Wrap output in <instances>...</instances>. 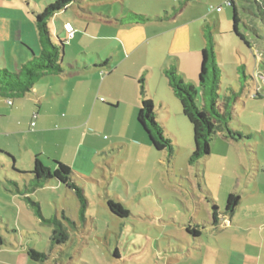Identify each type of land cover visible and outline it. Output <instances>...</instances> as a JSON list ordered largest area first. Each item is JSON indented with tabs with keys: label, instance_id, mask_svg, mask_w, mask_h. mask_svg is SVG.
I'll return each instance as SVG.
<instances>
[{
	"label": "rangeland",
	"instance_id": "rangeland-1",
	"mask_svg": "<svg viewBox=\"0 0 264 264\" xmlns=\"http://www.w3.org/2000/svg\"><path fill=\"white\" fill-rule=\"evenodd\" d=\"M55 1L0 0V18L10 19L14 26L11 39L0 43L1 69L5 68V51L6 58L11 61V52L24 51L23 44L40 54L42 46L34 13L43 11ZM236 1L241 8L244 1ZM218 7L222 10L217 11ZM130 11L152 17L162 16V19L140 24L121 20ZM60 18L70 19L77 29L76 38L68 40L61 20L56 17L49 20L50 27L66 41L67 60H74L77 53L85 51L89 53L85 60L93 65L100 61L91 56L92 52H99L103 59H109L112 56L117 58L118 51L122 58L127 57L130 51H150L145 62L153 68L154 74H150L148 81V74L152 72L148 69L146 87L149 97L155 102V118L173 143L172 151L156 150L138 120L130 126L127 119L114 116L105 120L94 117L90 126L80 129L81 135L84 131L88 139L94 138L96 144L105 146L93 175L74 176L88 199L85 212L88 221L84 222L81 217L80 202L72 190H63L61 194L49 187V190L44 188L42 191V196L50 202L57 198L67 208V216L77 223L71 229L72 240L61 247L64 252L59 253L61 262L197 264L200 259L213 258L214 245L218 248L220 241L225 248L224 242L229 239L227 235L216 237L219 239L212 237L209 239L213 242L212 247H208L209 240L204 234L207 249L201 255L200 246L197 247L199 243L196 244V238L187 231V227L194 226V221L201 224L213 221L212 200L224 214L230 193L242 198L238 210L241 215L249 205L255 208L253 204L259 203L257 200L246 201V193L255 190L253 177L260 172L255 167L258 165L255 153L259 159H264V145L260 148L256 145V137L261 140L260 133H264V40L258 38L253 30H244L254 42L250 48L233 33V7L227 0H80L74 2L68 11L60 12ZM254 19L251 16L248 21L256 23L264 36L263 20L254 22ZM206 26L212 30L218 62L222 65L221 97H237L231 124L241 137L219 134L210 142L209 156L192 165L193 128L184 116L172 87L165 81L160 82V66L164 63L168 64L167 67L175 65L185 80L198 86V77L194 78L189 69L196 55L200 59L196 51L206 44ZM53 40L59 43L55 35ZM79 56L80 63L85 64L83 57ZM257 58L260 65L256 71ZM23 63H27V59ZM18 69L10 67L11 71ZM255 93L263 96L255 98ZM51 105L44 107L49 109ZM29 119L25 114L19 124L15 120L17 129L28 128ZM33 119L36 121L35 117ZM4 120L0 114V123ZM132 127L138 128L136 134ZM138 139H143L145 146H141ZM71 145H75L74 141ZM6 153L0 155L10 160ZM41 160L47 166H53L55 159L49 160L44 156ZM4 169L0 163V205L6 206L0 210V237L16 243L19 239L23 244L45 252L49 238L46 232L52 230V226L26 207L20 214L16 202L8 197L11 194L5 187L8 181ZM34 198V202L40 200L35 194ZM109 200L122 203L130 214L120 217L112 213L108 207ZM42 205L46 218H62L61 210L59 215L56 213L57 203L48 205L43 201ZM18 218H21V223ZM220 222L223 229L231 225L229 219H221ZM203 228L200 230L204 231Z\"/></svg>",
	"mask_w": 264,
	"mask_h": 264
},
{
	"label": "crops",
	"instance_id": "crops-1",
	"mask_svg": "<svg viewBox=\"0 0 264 264\" xmlns=\"http://www.w3.org/2000/svg\"><path fill=\"white\" fill-rule=\"evenodd\" d=\"M68 9L65 11H68ZM55 17L60 19L62 23L71 22L70 19L62 20L60 13ZM13 27V22L10 19L0 18V43L11 39L12 33H14ZM52 31L55 36L64 39L61 37V34L53 29ZM64 33L66 34L65 31ZM76 34L72 39L76 38ZM22 49L24 51L11 52L13 55L11 57L12 64L6 58L5 51L3 60L6 68L10 69L13 66L14 69H18L33 54L38 55L29 45L23 44ZM201 50L196 51L200 59L196 55L192 62V67L189 69V73L194 75V78L198 77V80L201 65ZM148 52L150 51H130L127 57L123 56L122 58L118 51L117 58L112 56L109 59H103L99 52H92L91 56L100 62H95L91 65L85 60L89 56V53L85 51H82L80 54L77 53L74 60H67L65 45L63 57L65 71L63 73L45 75L35 84L32 90L22 96L8 98L0 95V114L3 119L5 118L4 123H0V142L2 143L0 149L5 150L14 157V162H12L11 159H4L0 155V163L1 167L5 168V178L8 181L6 184H9L5 186L11 194L8 197L16 202L20 214L23 213L24 207L33 211L35 215L37 214L35 208L27 198L30 196L32 200H35V194L41 200H38V203L40 204L43 216V201L48 203V205H51V202L57 203L58 210L56 213L59 215L58 211L61 210V215L67 216V208L63 207L57 198L51 199L50 202L46 196H42V191L44 188H48L47 190H49V187H53L62 194L63 190L67 192V190H70L69 188L62 184L50 183L35 190L31 185V177H23L16 173L13 170V166L19 171H30L34 168L36 156L40 155V158L46 156L49 160L55 159L71 165L76 169L74 170V174L76 175H93L99 167V161H101L99 157L105 152V146L96 144L94 138L88 139L84 131L81 135L80 129L90 126L94 117L101 120L108 119L110 116H114L117 119H127L130 121V126L136 122L135 120H137L142 104L139 78L142 75L145 76L151 70L152 72L147 77L149 81L150 74H154L153 68L151 69V66L148 67L147 62H145ZM79 55L83 57L85 64L80 63L81 59ZM69 56L71 57V54ZM105 60L108 63L101 64ZM70 61L73 62L70 63ZM259 63V60L256 61V71L259 68ZM167 65L164 63L160 66L161 83L163 81L169 83L165 75ZM70 66H74L77 69L71 70ZM187 73L186 75H188ZM251 78L253 77L251 76ZM136 79L138 82L134 83ZM257 82L255 80V83ZM262 82L260 81V84ZM262 90L263 88L261 87ZM30 93L35 95H29ZM103 93L106 96L102 95ZM261 95L263 96V94ZM101 98H104V100H101ZM10 100L12 101L11 103ZM34 104H39L36 106L38 109L34 107ZM48 104H52V107L46 109L44 106ZM161 105H165L163 101ZM25 114L30 118L29 127L17 129L15 120L19 124V120ZM34 117L36 121L33 119ZM261 120H263V117ZM33 122H35V125H32ZM133 130L134 132L138 131V128ZM260 134L261 140L256 137V145L259 148L264 145V133ZM71 141H74V146L71 145ZM138 141L141 146H145L143 139H138ZM3 150H0V153H6ZM252 153L255 152L252 151ZM255 154V163H258L255 167L260 172L253 177L252 184L255 190H252L249 194L246 193V201L257 200L259 203L253 204L255 208H250L251 205H249L245 214L241 215L238 212L242 199L240 197L239 204L234 213L222 218L223 221L230 220L231 225L229 227L223 229V225L221 224L207 226L201 232L199 238L196 239V244L199 243L197 247L200 246L198 249L201 255H204L207 249V245L204 242V234H206L205 236L208 240L212 237L219 239L216 237L219 235L224 236L225 234L229 239L224 242L225 248H222L220 241H218V248L214 245L213 258L200 259L197 264H264V159H259L257 152ZM85 179L87 178L85 177ZM5 207L0 205V210L5 209ZM18 222L21 223V218H18ZM52 230L46 232L49 233L48 237L52 233ZM212 244V240H209L208 247H212ZM29 248L33 247L23 244L19 239L17 243L7 240V243L0 249V264H63V262H59L55 258H50L45 262L33 260L28 255Z\"/></svg>",
	"mask_w": 264,
	"mask_h": 264
},
{
	"label": "trees",
	"instance_id": "trees-1",
	"mask_svg": "<svg viewBox=\"0 0 264 264\" xmlns=\"http://www.w3.org/2000/svg\"><path fill=\"white\" fill-rule=\"evenodd\" d=\"M78 1L80 0H56L55 2L49 3L43 11L34 13L42 50L39 55L33 54L27 63H23L18 70L11 71L6 67L3 69L0 68L1 96L8 98L22 96L32 90L35 84L45 75L60 74L65 71L63 57L66 41L57 37L59 43L54 42V34L49 25V20ZM243 1L244 4L239 8L236 0H227V3L233 7V33L248 47L253 48L254 42L250 40L249 35L244 30H253L258 38L264 40V36L261 34L256 23H250L248 21V18L252 16L255 18L254 22H258V19L264 22V0ZM155 19H162V16L152 17L130 11L128 16L121 18V20H128L134 23H144ZM204 33L206 44L201 50L198 86L193 82L185 80L175 65H171L165 69L168 82L181 103L182 112L193 128L194 151L190 158V164L192 165L209 156L211 150L210 142L218 137L219 134L228 133L229 136L236 134L238 137H241L238 132L236 133L231 124L237 97L236 95H225L224 98L221 97L222 65L218 62L216 42L209 26L204 28ZM107 63L108 61L105 60L101 64ZM70 69L76 70L77 68L70 66ZM139 83L142 104L137 116L138 123L144 129L156 150L172 151V140L164 133V128L155 118V105L149 97L145 76L142 75L139 78ZM261 96L260 93H255V98ZM6 154L14 162V157L8 153ZM53 161L54 165L49 167L42 162L40 155H38L36 156L35 165L32 170L19 171L14 166L13 170L23 177L30 176L31 185L35 190L50 183L65 185L77 196L80 202V215L83 217L84 222H86L87 216L85 212L88 199L84 189L77 184L76 179H74V171L70 166L58 160ZM27 198L35 208L36 213L44 222L50 224L53 229L48 238L47 251L40 252L35 248H29V257L40 262L48 261L50 258H55L61 262V254L64 253L61 247L72 240L71 229L77 226L76 221L64 215L62 218H45L41 212L40 204L34 202L30 196ZM239 201V195L230 193L227 198L226 212L222 214L216 203L212 200L213 221H203L202 224L194 221V226L189 225L187 231L196 239L199 238L202 232L200 230L202 226L205 229L210 225H220L222 218L234 213ZM108 207L112 213L120 217H127L130 214L129 209L120 202L109 200ZM6 243L7 240L0 237V249Z\"/></svg>",
	"mask_w": 264,
	"mask_h": 264
},
{
	"label": "built area",
	"instance_id": "built-area-1",
	"mask_svg": "<svg viewBox=\"0 0 264 264\" xmlns=\"http://www.w3.org/2000/svg\"><path fill=\"white\" fill-rule=\"evenodd\" d=\"M221 10H222V7L217 8V11H221ZM63 27H64L65 32L67 33L68 40H71L72 38H74L77 30L75 26L73 25V23L70 21H67L64 23ZM101 100H104V98H101ZM11 102L12 101L10 100V103ZM32 125H35V122H33Z\"/></svg>",
	"mask_w": 264,
	"mask_h": 264
}]
</instances>
